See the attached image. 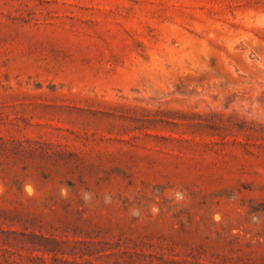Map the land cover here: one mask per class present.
Wrapping results in <instances>:
<instances>
[{
    "label": "rangeland",
    "instance_id": "1",
    "mask_svg": "<svg viewBox=\"0 0 264 264\" xmlns=\"http://www.w3.org/2000/svg\"><path fill=\"white\" fill-rule=\"evenodd\" d=\"M0 264H264V0H0Z\"/></svg>",
    "mask_w": 264,
    "mask_h": 264
}]
</instances>
